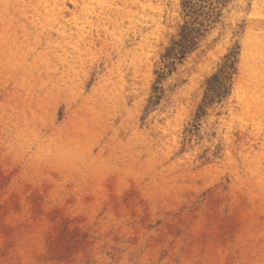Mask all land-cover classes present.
<instances>
[{
  "label": "rangeland",
  "instance_id": "rangeland-1",
  "mask_svg": "<svg viewBox=\"0 0 264 264\" xmlns=\"http://www.w3.org/2000/svg\"><path fill=\"white\" fill-rule=\"evenodd\" d=\"M0 264H264V0H0Z\"/></svg>",
  "mask_w": 264,
  "mask_h": 264
},
{
  "label": "trees",
  "instance_id": "trees-1",
  "mask_svg": "<svg viewBox=\"0 0 264 264\" xmlns=\"http://www.w3.org/2000/svg\"><path fill=\"white\" fill-rule=\"evenodd\" d=\"M201 30L194 27L192 23L186 21L180 29L179 37L173 38L163 59L170 61L168 65H173L175 59L182 61L189 53L193 52L201 37ZM236 54L226 55V64L216 73L212 74L207 80V87L204 92V99L200 105V109L205 110L215 100H221L232 86V74L235 69L234 64Z\"/></svg>",
  "mask_w": 264,
  "mask_h": 264
}]
</instances>
